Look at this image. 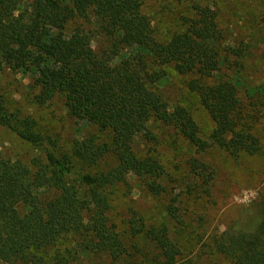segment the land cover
I'll return each mask as SVG.
<instances>
[{"label":"trees","instance_id":"16d2710c","mask_svg":"<svg viewBox=\"0 0 264 264\" xmlns=\"http://www.w3.org/2000/svg\"><path fill=\"white\" fill-rule=\"evenodd\" d=\"M172 1L186 10L177 29L163 34L146 0H0V74L30 75L38 105L62 99L77 123L108 137L76 140L58 152L33 118L8 108L0 91V129L32 153L24 159L0 148V264H75L77 255L136 264L110 224V193L129 176L147 179L154 196L166 192L158 182L161 164L136 146L154 142V120L199 153L215 146L238 159L261 151L254 123L243 114V92L264 99V86L247 81V47L225 43L214 7ZM97 37L105 45L99 52L92 47ZM169 66L190 77L188 89L214 124L207 138L185 108L160 92ZM186 165L199 183L190 191L209 197L213 171L194 156ZM164 212L182 225L177 198ZM131 231L154 251L138 264H179L181 250L168 224L134 223ZM210 242L213 255L230 264H264V201Z\"/></svg>","mask_w":264,"mask_h":264},{"label":"rangeland","instance_id":"374dc122","mask_svg":"<svg viewBox=\"0 0 264 264\" xmlns=\"http://www.w3.org/2000/svg\"><path fill=\"white\" fill-rule=\"evenodd\" d=\"M197 1L217 10L226 44L243 43L247 47L246 61L250 75L247 81L254 87L264 86V0ZM146 10L155 15L154 20L159 29L167 34L177 29V18L186 8L176 5L172 0H146ZM78 24L86 30L91 28L83 20ZM103 42L100 37L94 39L92 47L96 52L104 49ZM165 70L166 76L159 87L163 97L170 105L185 108L194 119L200 136L207 138L214 124L197 95L188 89L190 77L178 74L171 66ZM0 91L8 108L33 118L41 133L54 141L58 152H67L76 140L92 137L101 142L108 138L95 128L71 118L62 99L38 105L34 100L36 92L32 89L30 75L1 73ZM242 104L243 114L247 122L254 123L253 128L261 143V151L256 155H241L234 159L215 146L199 153L174 128L155 120L150 123L154 142H137V149L142 154L153 156L161 164L164 174L158 182L165 187L166 192L154 196L147 190L148 180L134 176L127 177L125 183L111 190L110 224L114 225V231L119 234L136 264L143 261V253L149 252V257L154 256L153 248L145 243L141 235H132V224L140 228L141 222L146 227L169 225L171 237L181 250L179 264H230L213 255L211 238L220 234L233 221L242 220L255 210L259 211L264 201V99L243 92ZM252 108H257V112L250 113ZM250 114L254 115L253 119H248ZM0 148L12 157L28 159L32 155L26 144L4 129H0ZM191 156L203 161L213 171L209 197L190 191L195 187L199 189V183H196L186 165ZM108 161V164H113L111 160ZM172 198H177L182 225L168 221L164 212ZM75 258V264H108L103 258L86 260L79 255Z\"/></svg>","mask_w":264,"mask_h":264}]
</instances>
